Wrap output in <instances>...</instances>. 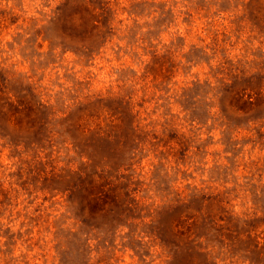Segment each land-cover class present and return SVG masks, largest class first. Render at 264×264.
Returning a JSON list of instances; mask_svg holds the SVG:
<instances>
[{
  "label": "rangeland",
  "instance_id": "1",
  "mask_svg": "<svg viewBox=\"0 0 264 264\" xmlns=\"http://www.w3.org/2000/svg\"><path fill=\"white\" fill-rule=\"evenodd\" d=\"M0 264H264V0H0Z\"/></svg>",
  "mask_w": 264,
  "mask_h": 264
}]
</instances>
